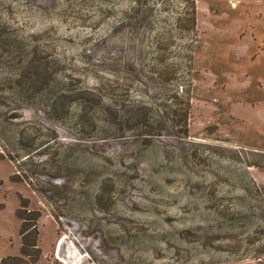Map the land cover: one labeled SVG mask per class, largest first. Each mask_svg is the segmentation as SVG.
<instances>
[{
  "label": "rangeland",
  "instance_id": "obj_1",
  "mask_svg": "<svg viewBox=\"0 0 264 264\" xmlns=\"http://www.w3.org/2000/svg\"><path fill=\"white\" fill-rule=\"evenodd\" d=\"M15 258L264 264V0H0Z\"/></svg>",
  "mask_w": 264,
  "mask_h": 264
},
{
  "label": "trees",
  "instance_id": "obj_2",
  "mask_svg": "<svg viewBox=\"0 0 264 264\" xmlns=\"http://www.w3.org/2000/svg\"><path fill=\"white\" fill-rule=\"evenodd\" d=\"M25 212H26L25 210L19 212V216L23 220V222H22V235H23L22 252L24 254L30 255V253L28 251V247L35 248V246H36L35 242H36L37 228H36L35 218L37 217V215L33 216L34 223L32 225H30L28 222V217L26 215H24ZM30 227H32L31 232L28 231ZM27 238H28V240H27ZM21 262H22L21 259L15 258L14 261H12V262H4L1 264H20Z\"/></svg>",
  "mask_w": 264,
  "mask_h": 264
},
{
  "label": "flooded vegetation",
  "instance_id": "obj_3",
  "mask_svg": "<svg viewBox=\"0 0 264 264\" xmlns=\"http://www.w3.org/2000/svg\"><path fill=\"white\" fill-rule=\"evenodd\" d=\"M64 238L66 239L67 237L66 236H64ZM69 246V245H68ZM70 247V246H69ZM73 254V253H72Z\"/></svg>",
  "mask_w": 264,
  "mask_h": 264
},
{
  "label": "water",
  "instance_id": "obj_4",
  "mask_svg": "<svg viewBox=\"0 0 264 264\" xmlns=\"http://www.w3.org/2000/svg\"><path fill=\"white\" fill-rule=\"evenodd\" d=\"M64 245V244H63Z\"/></svg>",
  "mask_w": 264,
  "mask_h": 264
}]
</instances>
